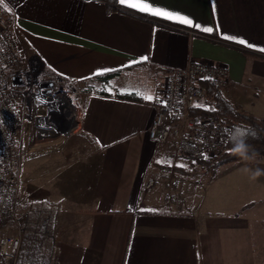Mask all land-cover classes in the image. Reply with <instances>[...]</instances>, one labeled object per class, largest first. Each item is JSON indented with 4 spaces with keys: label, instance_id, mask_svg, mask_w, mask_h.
<instances>
[{
    "label": "crops",
    "instance_id": "crops-1",
    "mask_svg": "<svg viewBox=\"0 0 264 264\" xmlns=\"http://www.w3.org/2000/svg\"><path fill=\"white\" fill-rule=\"evenodd\" d=\"M119 2L125 9L108 12L103 0H0L22 57L95 86L73 144L23 147L20 202L28 218L51 219L53 235L34 264H264V158L211 173L172 137L149 136L168 70L191 61L224 65L228 83L217 92L264 119V0Z\"/></svg>",
    "mask_w": 264,
    "mask_h": 264
},
{
    "label": "built area",
    "instance_id": "built-area-1",
    "mask_svg": "<svg viewBox=\"0 0 264 264\" xmlns=\"http://www.w3.org/2000/svg\"><path fill=\"white\" fill-rule=\"evenodd\" d=\"M21 60L14 17L0 7V264H31L33 251L40 250L39 241L53 236L51 227L42 224L41 231L31 232L30 243L23 246L24 226L18 212L23 135L17 88L24 84L26 76L30 84L37 86L50 113L62 90L56 89L50 78L38 80L32 68L28 72L16 70ZM34 60L27 58L33 70ZM228 79V69L217 63L191 61L185 67L169 69L166 94L151 123L149 136L161 142L172 137L176 152L195 161L222 155L227 150L232 126L227 117L215 113L214 98L208 95L207 86L218 90L227 85ZM198 107L206 113L192 116L191 110ZM154 184L155 180L150 179L147 187ZM25 218L27 224L29 218ZM15 228L18 231L10 232Z\"/></svg>",
    "mask_w": 264,
    "mask_h": 264
},
{
    "label": "rangeland",
    "instance_id": "rangeland-1",
    "mask_svg": "<svg viewBox=\"0 0 264 264\" xmlns=\"http://www.w3.org/2000/svg\"><path fill=\"white\" fill-rule=\"evenodd\" d=\"M19 37L20 35L17 32L16 41L18 46ZM33 65L36 66L35 70H33L32 66H29V64L27 63V59H25V57H22V60L17 66L16 70L28 72L32 68L33 74L38 77V80L43 79L44 77H46V79L50 78L54 82L55 88L61 89L62 93H65L70 103L68 105V109L65 105H62L58 102L52 104L51 106L53 109V113H50L48 110V103L41 98L37 86L35 84H30L27 81L26 76H23L24 84L20 85L17 88L22 117L23 147L25 146V143L28 139V143L36 144L43 151H48L50 153H60L65 148L73 144L74 140L77 138L76 134H74V127H72L68 132L66 131L67 125L61 120L62 116L60 113V109L65 108L66 111H68V114H66L65 116L63 115L64 118H72L74 119V121H77L83 108L85 94L94 89L95 86L91 83H85L82 87H80V85L78 86L74 83H66L64 81H61L54 75L47 74L44 65L36 59L33 61ZM14 71L15 69L13 70V72ZM98 90L103 92L108 90V88L102 86L99 87ZM237 108L243 110L239 107ZM228 121L232 126V122L230 121V119H228ZM220 156L209 157L207 159L201 160L200 162H202L203 164H211ZM25 209V204L23 202H20L18 212L22 218L24 226V247H26L31 241V232L39 233L41 231L42 224L44 225V227L49 228V224L51 223V219H46L47 222H42V218H29L27 219V224H24L26 219L24 213ZM16 231H18L17 228L12 229L10 232L15 233ZM37 236L40 237L39 235ZM42 239L43 241L40 240V243L50 242L49 238L47 239L43 237ZM38 251V249L33 251V255L29 259L31 264H34L35 257L39 253ZM22 258H24V254L22 255Z\"/></svg>",
    "mask_w": 264,
    "mask_h": 264
},
{
    "label": "trees",
    "instance_id": "trees-1",
    "mask_svg": "<svg viewBox=\"0 0 264 264\" xmlns=\"http://www.w3.org/2000/svg\"><path fill=\"white\" fill-rule=\"evenodd\" d=\"M106 4L108 12H112L119 9H125L121 7L119 0H103ZM140 16L145 17L142 14ZM148 18V17H146ZM151 20H156L150 18ZM166 24V23H164ZM117 72H108L95 75L96 79H102L108 81ZM207 92L209 96H213L215 102V113L224 115L232 122L231 133L227 138L228 150L220 157L214 160L211 164H203V166L210 169L211 173L223 165L230 162H235L243 159L264 158V120L250 114L245 110H240L225 98H223L212 86H207ZM129 98H138L136 94L131 93ZM203 108H194L190 114L192 116H198L205 114Z\"/></svg>",
    "mask_w": 264,
    "mask_h": 264
},
{
    "label": "snow or ice",
    "instance_id": "snow-or-ice-1",
    "mask_svg": "<svg viewBox=\"0 0 264 264\" xmlns=\"http://www.w3.org/2000/svg\"><path fill=\"white\" fill-rule=\"evenodd\" d=\"M121 2L125 3L126 0H121ZM133 6H135V5H133ZM140 10H142V11H152V9L148 8L147 6H144ZM154 14L155 15H163V16H166L169 19L180 20L182 23L188 24V25H191L193 23L192 20H190V19H187V18H184V17H180V16H173L172 14L167 13V12L156 11V12H154ZM196 27H199V25H196ZM204 31L211 32L212 29L211 28H205ZM240 42L243 43V41H240ZM145 99L151 100L152 97L151 96H145Z\"/></svg>",
    "mask_w": 264,
    "mask_h": 264
},
{
    "label": "bare ground",
    "instance_id": "bare-ground-1",
    "mask_svg": "<svg viewBox=\"0 0 264 264\" xmlns=\"http://www.w3.org/2000/svg\"><path fill=\"white\" fill-rule=\"evenodd\" d=\"M58 103H60V104H62V105H65L66 106V108L68 109V105H69V99L66 97V95H65V93H61L59 96H58V101H57ZM60 113H61V116H62V121L64 122V123H66V121H67V123L68 122H72V118L71 119H68V118H64L63 117V115L65 116L66 114H68V111H66V109L65 108H61L60 109Z\"/></svg>",
    "mask_w": 264,
    "mask_h": 264
},
{
    "label": "water",
    "instance_id": "water-1",
    "mask_svg": "<svg viewBox=\"0 0 264 264\" xmlns=\"http://www.w3.org/2000/svg\"><path fill=\"white\" fill-rule=\"evenodd\" d=\"M77 124V121H74V119H72V122H68L66 123L67 127H66V131L68 132L72 127H74Z\"/></svg>",
    "mask_w": 264,
    "mask_h": 264
}]
</instances>
